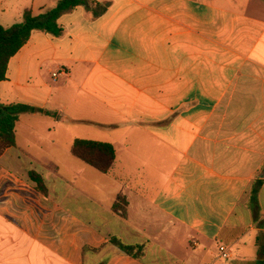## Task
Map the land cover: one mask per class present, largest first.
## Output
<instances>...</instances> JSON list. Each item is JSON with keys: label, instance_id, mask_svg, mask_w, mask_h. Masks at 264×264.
<instances>
[{"label": "crops", "instance_id": "crops-1", "mask_svg": "<svg viewBox=\"0 0 264 264\" xmlns=\"http://www.w3.org/2000/svg\"><path fill=\"white\" fill-rule=\"evenodd\" d=\"M58 1L1 0L0 24ZM58 24L0 83L38 109L0 157V264H264V0H87ZM77 138L113 144L114 167L62 178L49 154Z\"/></svg>", "mask_w": 264, "mask_h": 264}, {"label": "trees", "instance_id": "trees-1", "mask_svg": "<svg viewBox=\"0 0 264 264\" xmlns=\"http://www.w3.org/2000/svg\"><path fill=\"white\" fill-rule=\"evenodd\" d=\"M86 4L87 0H59L56 6L39 14H34L31 9H26L23 13V20L10 27L0 24V83L7 78L10 60L28 43L33 31L40 30L60 36L63 29L58 24L59 17ZM104 10L105 7L102 6L100 12L102 13ZM95 14L99 15L98 11H95ZM37 110L24 104H3L0 102V157L8 148L17 143L16 126L21 114ZM71 152L75 158L101 173H108L115 164L116 149L113 144L108 142L77 138ZM30 179L36 184V189L46 197L48 189L43 177L39 173L31 171ZM261 186L262 181L258 179L251 191L253 202H256ZM127 204V198L121 195L114 203L113 210L115 212L121 210V216H125ZM111 241L121 251L131 256L139 258L144 252L142 245H127L117 238H112Z\"/></svg>", "mask_w": 264, "mask_h": 264}, {"label": "rangeland", "instance_id": "rangeland-1", "mask_svg": "<svg viewBox=\"0 0 264 264\" xmlns=\"http://www.w3.org/2000/svg\"><path fill=\"white\" fill-rule=\"evenodd\" d=\"M67 113H70V111H67ZM58 152H52L49 155L54 157V159H50L47 162L49 163H54L56 165H60V174L62 176V178L67 179L69 181H71L72 183L74 182V176L72 173L68 172V170L70 169L69 164L72 163H77L79 165H85L83 162H81L80 160H78L77 158H75L74 156H72V154L65 149L66 147V143L62 142L58 145ZM40 162H45V161H40ZM86 166V165H85ZM35 185V189H36V184ZM52 185V184H51ZM69 200H72V197H69Z\"/></svg>", "mask_w": 264, "mask_h": 264}, {"label": "built area", "instance_id": "built-area-1", "mask_svg": "<svg viewBox=\"0 0 264 264\" xmlns=\"http://www.w3.org/2000/svg\"><path fill=\"white\" fill-rule=\"evenodd\" d=\"M220 252H221V255L224 258H228L229 257L228 248L226 246H224V245L220 246Z\"/></svg>", "mask_w": 264, "mask_h": 264}]
</instances>
